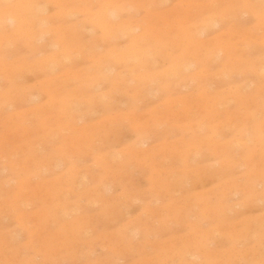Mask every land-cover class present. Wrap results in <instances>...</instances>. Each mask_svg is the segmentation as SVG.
<instances>
[{
    "label": "rangeland",
    "instance_id": "obj_1",
    "mask_svg": "<svg viewBox=\"0 0 264 264\" xmlns=\"http://www.w3.org/2000/svg\"><path fill=\"white\" fill-rule=\"evenodd\" d=\"M6 1L1 11L23 0ZM60 1L42 0V35L25 38L29 24L0 22V37L11 35L0 47V167L15 162L0 172V264H264L261 20L226 16L201 36L220 40L233 29L236 69L220 72L232 59L225 52L196 59L191 72L203 75L167 79L159 74L187 50L160 40V29H177L166 21L184 18L188 5L122 1L119 19L145 28L111 35L96 13L107 0H78L74 11ZM210 1L195 0V12L227 5ZM133 33L155 49L139 61L114 57L138 48ZM48 57L51 67L41 64Z\"/></svg>",
    "mask_w": 264,
    "mask_h": 264
},
{
    "label": "bare ground",
    "instance_id": "obj_2",
    "mask_svg": "<svg viewBox=\"0 0 264 264\" xmlns=\"http://www.w3.org/2000/svg\"><path fill=\"white\" fill-rule=\"evenodd\" d=\"M4 1H6V0H4ZM8 1V0H7ZM6 1V2H7ZM11 1V0H10ZM60 1V0H59ZM64 1V3H67L70 7H71V9L73 8V11L74 10H76L77 9V4H78V0H63ZM81 1V3H82V0H80ZM84 1V0H83ZM124 1H126L125 3L126 4H131L130 3V1L129 0H107V4H105V6H100L99 8H97V10H96V13L97 14H99L100 16H101V18L103 19V25H105V27L104 28H106L105 30L107 31V32H109V33H111V35H113V33L114 32H116V31H119V32H121V33H123V34H127V33H132L134 30L135 31H137L136 29H140V27L141 26H143L144 28H145V25L141 22V21H139V20H137L138 21V23H140V24H138L137 22V24H128V23H131V21H129V20H127V21H129L128 23H126V22H124L125 20L124 19H122V20H124V21H121L120 19H119V13H117V6H121V7H123L124 5H121L120 3H123ZM132 1H134V0H132ZM137 1V0H136ZM164 1H166V0H145V2L143 1L142 3H146V4H150V3H153L154 5H158V4H162ZM181 1V3H180V5L182 6V5H188V6H190V7H186L187 8V10H184V14H185V12H186V14H185V16H184V18L183 17H180V14H181V12H180V10H179V12H180V14H177L176 15V17L172 20V21H166V25L167 26H170V25H172V24H177L179 27L177 28V29H174V30H172L171 28L169 29V28H163V29H160V35H161V38H160V40L162 39V37H164V38H166V40L167 39H171L172 38V40L175 42V43H177V44H180V43H183L184 45H185V47H186V49H184V50H187V53H186V55L184 56V57H182V58H179V59H177V61L176 62H173L174 63V65L171 67V69H168V70H166L164 73L162 72V73H160L159 75H165V78H167V77H169L170 78V76H176V75H181V74H183V75H185L186 73H187V76L188 77H191V78H195L196 76H200V75H203L202 74V72L201 71H199V72H195V71H192L191 72V70L192 69H194V70H196L195 68L198 66L197 64L199 63L198 61H203V59H216V58H220V57H222L221 55H224V53L226 52V55L228 54L230 57H232V59H230V58H228V60H224V62L222 63V70H220V72H224L225 70H227V69H236L237 68V63L236 62H238L239 61V59H234V56H231L232 54H234L235 55V51H234V45L236 46V43L235 42H232V43H230L231 42V40H230V37L231 36H229V35H231L232 34V30L233 29H231V31L229 30V32L228 31H226L225 30V32L223 31L221 34L224 36V35H228V36H225V38H222V39H220V40H218L220 37H218V34H217V36H215V38L216 37H218V38H216L215 40H213V38L212 39H209V37H208V39L209 40H204V36H203V38H201V36L202 35H205L206 34V32L210 29V28H212V27H216V25H218V24H220V22H221V20H222V18H224V17H226V16H236V18H238V17H240V16H242V15H248V14H250V15H253V16H256L258 19H260L261 21L259 22V23H261L260 24V26L262 25V26H264V0H225V1H227V5H226V7L225 8H223L222 10H219L220 12H217L216 10H212V9H210V10H208V11H203V13H200V14H197L195 11L197 10V9H200V6L196 9L195 7H197L198 5L197 4H192L195 0H193V2L192 1H190V0H180ZM208 2L210 1V0H207ZM214 1V5H215V2L217 1H215V0H213ZM220 1V0H219ZM15 2V1H14ZM48 2H50V1H48ZM53 3H55L54 1H52ZM61 2V1H60ZM200 3H202L201 1H199ZM211 3H212V1H210ZM209 2V3H210ZM221 2H223V1H221ZM40 3H42V5H40ZM199 3V4H200ZM6 4V3H5ZM134 4V3H133ZM175 4V3H174ZM2 5V4H1ZM62 5V4H61ZM84 5V4H83ZM9 6V5H8ZM7 6V7H8ZM10 6H12V5H10ZM57 6H60V5H57ZM63 6V5H62ZM133 6V5H132ZM136 6H137V4H136ZM139 6V5H138ZM93 7V6H92ZM142 7V6H141ZM5 8V7H4ZM76 8V9H75ZM91 8V7H90ZM89 8V9H90ZM132 8V7H131ZM147 8V7H146ZM145 8V9H146ZM188 8H190V10L188 9ZM44 9H45V3L44 2H42V0H23V1H19V2H17L16 1V3L15 4H13V6L10 8V9H8V10H4V11H1V8H0V22H2L3 23V21H8L9 23H13L14 24V22L16 21V20H19L18 22H24L25 23V25L27 26L28 24H29V26H28V28H27V30L24 32L25 34H26V36H25V38L27 37V35L29 36V35H35V34H37L38 32L40 33V35H42V34H44V33H46V29L44 28V24H45V22H46V15L44 16L42 13L44 12ZM78 9H80L79 7H78ZM126 9V8H125ZM129 9V8H128ZM148 9V8H147ZM196 9V10H195ZM57 10V9H56ZM55 10V11H56ZM60 10V9H59ZM55 11H54V14H56L55 13ZM63 11H66V10H63ZM138 11V10H137ZM145 11V10H144ZM147 11V10H146ZM170 11V10H169ZM78 12V11H77ZM76 12V13H77ZM81 12H82V10H81ZM119 12V11H118ZM135 12V11H134ZM147 12H149V11H147ZM153 12V11H152ZM151 12V13H152ZM84 13V12H83ZM154 14H153V16H158V15H160V13L158 12V11H156V12H153ZM172 13V12H171ZM46 14H47V12H46ZM167 14V13H166ZM53 15V14H52ZM143 15V14H142ZM168 15V14H167ZM54 16H56V15H53V17ZM133 16V15H132ZM135 16V15H134ZM163 16H165L166 17V15H164L163 14ZM163 16H162V18H163ZM57 17V16H56ZM131 17V16H130ZM136 17V16H135ZM159 17V16H158ZM164 17V18H165ZM48 18H50V17H48ZM55 18V17H54ZM139 18V17H138ZM143 18H145V16L143 17ZM163 18V19H164ZM51 19H52V17H51ZM135 19V18H134ZM156 19V18H155ZM154 19V20H155ZM159 19V18H158ZM234 19V18H233ZM145 20H146V18H145ZM161 20V19H160ZM159 20V21H160ZM224 20V19H223ZM50 21V20H49ZM62 21V20H61ZM151 21H153V20H151ZM158 21V20H157ZM48 22V21H47ZM102 22V20L100 21V23ZM156 22V21H155ZM134 23H135V21H134ZM157 23H159V22H157ZM150 25H151V23H149ZM154 24V25H153ZM151 26H153L152 28H154L155 26H156V23H153ZM165 24V23H164ZM163 24V25H164ZM3 25V24H2ZM6 25V24H5ZM17 25H20V24H17ZM16 25V26H17ZM58 25V24H57ZM68 25V24H67ZM73 27H74V25L73 24H71ZM85 25V24H84ZM100 25V24H99ZM259 25V24H258ZM76 26V25H75ZM100 26H102V25H100ZM237 26V25H236ZM261 26V28H263ZM5 27V26H4ZM3 27V28H4ZM149 27V26H148ZM21 28V27H20ZM19 28V29H20ZM258 28H260L259 26H258ZM49 29V28H48ZM66 29L67 30H70V29H73V28H70V27H66ZM108 29V30H107ZM150 29V28H149ZM159 29V28H158ZM157 29V30H158ZM9 31H10V29H8ZM52 30V29H51ZM75 30V29H74ZM73 30V31H74ZM102 30H104V29H102ZM152 30V29H151ZM155 30H156V28H155ZM57 31V30H56ZM55 31V32H56ZM76 31V30H75ZM134 31V32H135ZM140 32L139 33H141V30H139ZM238 31H239V29H238ZM2 32H3V30H2ZM2 32H0V33H2ZM15 32H16V30H15ZM49 32H52V31H49ZM54 32V31H53ZM54 32V33H55ZM105 32V31H104ZM145 32H146V30H145ZM154 31H152V33H153ZM158 32V31H157ZM157 32H156V34H157ZM61 33V32H60ZM65 33V32H64ZM118 33V32H117ZM151 33V34H152ZM242 33H245L244 31L242 32ZM247 33V32H246ZM17 34H19V35H23V34H20V33H18V32H16L14 35H17ZM138 34V33H137ZM170 34H174L172 37H171V35ZM58 36V35H57ZM61 36H62V33H61ZM117 36H119V35H117ZM127 36V35H126ZM135 36V42L137 43V45H138V48L136 47H131V48H129L128 47V49H123V50H114V51H116L115 52V56L114 57H117V58H119V59H127V60H137V61H139L140 59V57L142 56V55H145L147 52H149V51H151V49H155L154 47H151V46H148V45H146L145 44V40H144V38L141 36V35H134V33H133V37ZM152 36V35H151ZM154 36H155V34H154ZM154 36H152V37H154ZM7 37H11V35L9 34ZM7 37L6 36H4L3 35V37H0V47L3 45V44H6L5 43V41L7 40ZM54 37V36H53ZM83 37V36H82ZM104 37H105V35H104ZM114 37H115V35H114ZM28 38V37H27ZM33 38V37H32ZM32 38H30V39H32ZM58 38V37H57ZM56 38V39H57ZM61 38V37H60ZM207 38V37H206ZM211 38V37H210ZM242 38H244L243 36H242ZM116 39V38H115ZM58 40V39H57ZM56 40V41H57ZM109 40V39H108ZM239 40L240 41H242L240 38H239ZM258 40V39H257ZM61 41V40H60ZM168 41V40H167ZM170 41V40H169ZM173 41L171 42V43H173ZM219 41V42H218ZM228 41H229V43H228ZM234 41V40H233ZM239 41V42H240ZM68 42L69 43H67L66 44V46L65 47H62V48H64L58 55H60V56H62V57H67L68 55H69V51H70V46H72V43L73 42H75L73 39H68ZM253 42V41H252ZM24 43H26V41L24 42ZM58 43V42H57ZM60 43V42H59ZM159 43V42H158ZM245 43V42H244ZM69 45V46H68ZM116 45V44H115ZM167 45V44H166ZM225 45V46H224ZM63 46V45H62ZM128 46V45H127ZM224 46V47H223ZM3 47V46H2ZM76 47V46H75ZM80 47V46H79ZM161 47H163V46H161ZM78 48V47H77ZM139 48H140V50H139ZM236 48V47H235ZM190 49H193L194 51H191ZM59 50V49H58ZM235 50H237V49H235ZM112 51V50H111ZM113 51V52H114ZM229 51H231V52H229ZM233 51V52H232ZM72 53H73V51H72ZM184 53V52H183ZM2 54V53H1ZM36 54V53H35ZM51 54V53H50ZM50 54H49V56H50ZM113 54V53H112ZM176 54V53H175ZM54 55H57V54H54ZM157 55V54H156ZM177 55V54H176ZM178 55H179V53H178ZM183 54H181V56H182ZM237 55V54H236ZM31 56V55H30ZM109 56V55H108ZM213 56V57H212ZM158 57V56H157ZM177 57V56H176ZM226 57V56H225ZM224 57V58H225ZM237 57V56H236ZM239 57V56H238ZM58 58V57H57ZM111 58H113V57H111ZM116 58V59H117ZM150 58V57H149ZM173 58V57H172ZM178 58V57H177ZM115 59V60H116ZM118 59V60H119ZM198 61H197V60ZM2 60V59H1ZM55 58H53V57H48V58H44L43 60H41V64L42 65H45V66H49V67H51L53 64H54V62H55ZM112 60V59H111ZM174 60V59H173ZM145 61H147V60H145ZM220 61V60H219ZM1 62V61H0ZM129 62V61H128ZM258 62H260V61H258ZM144 63V62H143ZM172 63V64H173ZM203 63V62H202ZM219 63V62H218ZM263 63V61H261L260 63H259V65H257L256 64V67H257V71L258 70H262V67L263 66H260V65H263L262 64ZM65 64V63H64ZM145 64V63H144ZM154 64V63H153ZM204 64V63H203ZM251 64V63H250ZM32 65V64H31ZM61 65V64H60ZM141 65H143V64H141ZM0 66H2V65H0ZM109 66V65H108ZM204 67V66H203ZM252 67H253V65H252ZM134 68V67H133ZM135 68H136V66H135ZM251 68V67H250ZM254 68V67H253ZM198 69V68H197ZM108 71L110 72V71H112V69H108ZM108 71H107V73H108ZM121 71V70H120ZM129 71V70H128ZM153 72V71H152ZM191 72V73H190ZM236 72H241V70H238V71H236ZM263 72V71H262ZM139 72H136L135 74H138ZM141 73V72H140ZM139 73V74H140ZM52 74V73H51ZM85 74V73H84ZM133 74V73H132ZM134 74V75H135ZM149 74V73H148ZM158 74L157 75H155V76H159ZM92 76H94V75H92ZM118 76V74H115L112 78H114V77H117ZM148 77L150 78V76L148 75ZM181 77V76H180ZM179 77V78H180ZM202 77V76H201ZM137 78H140V76L139 77H137ZM262 78H263V76H262ZM95 79V78H94ZM98 79V78H97ZM134 79V78H133ZM146 79H148V78H146ZM156 79V78H155ZM168 79V78H167ZM178 80V79H177ZM187 81H188V79H186ZM186 80H185V82H186ZM168 81V80H167ZM176 81V80H175ZM111 82V81H110ZM184 82V83H185ZM114 83V82H113ZM162 83V82H161ZM181 83H183V82H181ZM236 83V82H235ZM261 83V82H260ZM163 84V83H162ZM161 84V85H162ZM167 84V83H166ZM174 84V83H173ZM176 84H178V83H176ZM236 84H238V83H236ZM235 84V85H236ZM180 85V84H179ZM239 85V84H238ZM170 86H172V85H170ZM263 86V85H262ZM242 87V86H241ZM3 88V87H2ZM102 88V87H101ZM137 88V87H136ZM258 89V88H257ZM261 89H262V87H261ZM241 91V88L239 89V87H238V89L236 88V90H235V94L236 95H239V92ZM41 92V91H40ZM46 92V91H45ZM231 92V91H230ZM261 92V91H260ZM44 93V92H43ZM256 93H258V92H256ZM201 94H202V92H201ZM219 94V93H218ZM217 94V95H218ZM203 95L204 96H208V97H210L209 96V94H208V92H207V90L205 89V91H203ZM228 95V94H227ZM258 95V94H257ZM31 96V95H30ZM46 96H48V95H46ZM233 96V94H231V95H229V96H227V97H225V95H223V94H220L219 96H217V99L218 98H222V100L224 101V100H226V99H228L229 97H232ZM235 96V95H234ZM242 97V96H241ZM50 99H51V97H50ZM112 99V98H111ZM204 99V98H203ZM234 99H236V98H234ZM24 100H26V99H24ZM110 100V99H109ZM208 100H211V99H209L208 98ZM248 100V99H247ZM3 101V100H2ZM212 101H214V99L212 100ZM245 101V100H244ZM61 102L63 103V104H66V105H68L69 103V98L67 97V96H65L62 100H61ZM207 102V101H206ZM218 102V101H217ZM246 102V101H245ZM259 103V102H258ZM260 104V103H259ZM3 105V104H2ZM204 105V104H203ZM258 105V104H257ZM74 106V105H73ZM260 105H258V107H259ZM33 107V106H32ZM35 107V106H34ZM203 108V107H202ZM208 110V109H207ZM28 111H30V109L28 110ZM33 111V110H32ZM62 112H63V110H62ZM207 112V111H206ZM212 113V112H211ZM23 114H24V112H23ZM228 114V113H227ZM45 116H43V118H44ZM43 120V119H42ZM257 126V125H256ZM259 126V125H258ZM258 128V127H257ZM246 129V128H245ZM238 130V129H237ZM239 131V130H238ZM250 134V133H249ZM257 134V133H256ZM261 134V133H260ZM261 136H263V135H261ZM260 136V137H261ZM249 137H251V134L249 135ZM120 140V139H119ZM247 140H251V138H247ZM254 147V146H253ZM5 157V154L3 153V155H1V157ZM43 157H41V159H42ZM225 158V157H224ZM37 159V158H36ZM35 159V160H36ZM47 159V158H46ZM228 159V158H227ZM55 160V159H54ZM223 161V160H222ZM224 161H225V159H224ZM37 162H39V161H37ZM49 162H50V160H49ZM52 162V161H51ZM55 162H56V160H55ZM55 162H54V164H55ZM104 162V161H103ZM57 163V162H56ZM105 163V162H104ZM14 164H15V162L14 161H12L11 162V164L9 165V166H7V165H5V166H3V167H0V172L2 171V170H4L5 168L7 169V170H14ZM60 165V163L59 164H56L55 166H59ZM41 166L43 167L42 168V170H44L46 167H47V164L46 163H43V164H41ZM21 178V177H20ZM26 180V179H25ZM20 183V182H19ZM18 184V183H17ZM21 184V183H20ZM260 185V184H259Z\"/></svg>",
    "mask_w": 264,
    "mask_h": 264
}]
</instances>
